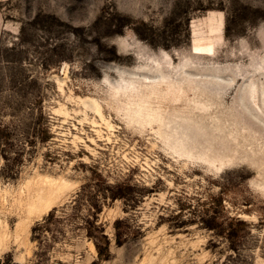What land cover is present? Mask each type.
I'll use <instances>...</instances> for the list:
<instances>
[{
    "label": "rangeland",
    "instance_id": "obj_1",
    "mask_svg": "<svg viewBox=\"0 0 264 264\" xmlns=\"http://www.w3.org/2000/svg\"><path fill=\"white\" fill-rule=\"evenodd\" d=\"M0 239V264H264V0H0Z\"/></svg>",
    "mask_w": 264,
    "mask_h": 264
},
{
    "label": "bare ground",
    "instance_id": "obj_2",
    "mask_svg": "<svg viewBox=\"0 0 264 264\" xmlns=\"http://www.w3.org/2000/svg\"><path fill=\"white\" fill-rule=\"evenodd\" d=\"M42 187V186H41ZM34 188V187H33ZM60 189V187H58ZM46 189L45 188H40L39 191L37 189V193L35 196L31 199L30 198V203L29 207H27V215L24 220L20 224H18V228L16 230L17 235H20L22 231L24 230V227L27 223L28 220L32 218H36V216H40V214H43L46 209L50 208V206L55 202L61 191L59 192V189ZM32 194V193H31ZM29 197V196H28ZM27 205V203H26ZM26 207V206H25ZM15 233V235H16ZM2 241V239H0ZM3 242V241H2ZM1 243V242H0ZM6 243V242H5ZM3 245V244H1ZM0 245V246H1Z\"/></svg>",
    "mask_w": 264,
    "mask_h": 264
}]
</instances>
